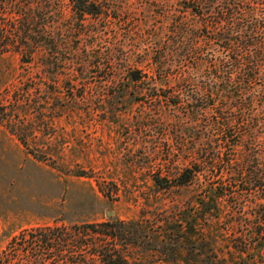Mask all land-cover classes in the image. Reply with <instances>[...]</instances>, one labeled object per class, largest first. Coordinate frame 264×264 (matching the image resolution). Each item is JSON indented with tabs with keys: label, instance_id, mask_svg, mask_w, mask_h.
I'll return each instance as SVG.
<instances>
[{
	"label": "trees",
	"instance_id": "obj_1",
	"mask_svg": "<svg viewBox=\"0 0 264 264\" xmlns=\"http://www.w3.org/2000/svg\"><path fill=\"white\" fill-rule=\"evenodd\" d=\"M162 1L159 15L169 20L166 28L178 49L169 56L76 51L88 32L103 28L84 21L99 14L98 0H48L55 9L56 35L42 42L33 30L36 0H0V19L18 20L16 40H6L0 25V51L16 46L23 68L31 66L34 45L42 44L49 53L40 65L55 75L70 65L82 75L101 66L124 71L107 80L118 104L143 107L133 116L135 144H140L134 152L140 155L132 163L157 167L151 174L154 193L193 192L160 220L154 214L145 220L109 217L73 224L75 237L61 240L86 253L72 252L68 264H144L135 249L156 256L159 264H264V0ZM60 2L69 5L68 14ZM175 3L183 10L173 18ZM30 79L21 77L22 96ZM129 87L140 96L126 94ZM66 98L55 92V100ZM11 103L0 107V123L26 146L28 123L11 112ZM54 111L60 115L59 108ZM95 181L103 196L117 193ZM228 208L233 219L218 227ZM48 234L57 229L40 230L46 246ZM46 260L41 257L40 264Z\"/></svg>",
	"mask_w": 264,
	"mask_h": 264
},
{
	"label": "rangeland",
	"instance_id": "obj_2",
	"mask_svg": "<svg viewBox=\"0 0 264 264\" xmlns=\"http://www.w3.org/2000/svg\"><path fill=\"white\" fill-rule=\"evenodd\" d=\"M162 3L98 0L102 5L99 14L88 15L84 21L103 28L98 34L88 32L76 51L132 56H169L178 51L173 34L166 28L169 20L159 15ZM49 4L48 0L35 2L33 30L41 42L56 35L55 9ZM59 5L66 14L70 12L66 2ZM173 7V18L181 15V6L175 3ZM3 8L0 6V11ZM0 25L6 40H16L18 20L0 19ZM34 46L31 66L25 70L16 46L0 51V107L11 100V112L28 123L26 146L0 123V264H40L41 257L47 258L46 264H68L72 252L78 256L86 253L85 248L72 249L69 240H61L75 237L70 232L73 224L102 222L109 217L145 220L154 214L160 220L167 208L184 203L193 194L185 188L154 193L151 174L157 167L132 163L140 155L134 152L140 144H135L133 116L143 107L138 103L118 104L111 95L114 84L107 80L113 75L120 78L124 71L101 66L82 75L78 67L70 65L55 75L40 65L48 50L42 44ZM56 76L60 81H55ZM84 76L85 81L81 80ZM21 77L32 81L23 96ZM69 78L74 81L69 83ZM56 91L68 98L55 100ZM129 92L141 94L131 87L126 94ZM73 93L76 99L71 97ZM57 108L60 115H55ZM95 180L108 192L117 193L103 196ZM231 216L230 208L224 210L218 227H225ZM49 229H57V234L47 235L46 246L40 242L39 232ZM133 253L144 264H159L152 254L139 249Z\"/></svg>",
	"mask_w": 264,
	"mask_h": 264
},
{
	"label": "water",
	"instance_id": "obj_3",
	"mask_svg": "<svg viewBox=\"0 0 264 264\" xmlns=\"http://www.w3.org/2000/svg\"><path fill=\"white\" fill-rule=\"evenodd\" d=\"M108 214L110 215V214H112V213L109 211Z\"/></svg>",
	"mask_w": 264,
	"mask_h": 264
}]
</instances>
